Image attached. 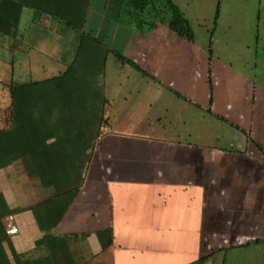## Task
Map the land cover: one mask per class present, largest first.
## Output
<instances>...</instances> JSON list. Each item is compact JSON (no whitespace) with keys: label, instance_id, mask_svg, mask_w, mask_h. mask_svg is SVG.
I'll list each match as a JSON object with an SVG mask.
<instances>
[{"label":"crops","instance_id":"0c3cea01","mask_svg":"<svg viewBox=\"0 0 264 264\" xmlns=\"http://www.w3.org/2000/svg\"><path fill=\"white\" fill-rule=\"evenodd\" d=\"M174 2L0 0V264H264V53Z\"/></svg>","mask_w":264,"mask_h":264},{"label":"rangeland","instance_id":"374dc122","mask_svg":"<svg viewBox=\"0 0 264 264\" xmlns=\"http://www.w3.org/2000/svg\"><path fill=\"white\" fill-rule=\"evenodd\" d=\"M176 1L191 17L198 37L215 34L216 48L227 45L223 54L227 52V60L239 68L264 53V0H206L207 5L202 3L204 0ZM197 8L203 17L201 27L197 23Z\"/></svg>","mask_w":264,"mask_h":264},{"label":"trees","instance_id":"16d2710c","mask_svg":"<svg viewBox=\"0 0 264 264\" xmlns=\"http://www.w3.org/2000/svg\"><path fill=\"white\" fill-rule=\"evenodd\" d=\"M137 7L169 25L179 35L193 40L194 32L190 21L173 0H134ZM264 241V238L252 240L251 243Z\"/></svg>","mask_w":264,"mask_h":264},{"label":"built area","instance_id":"2783aa9c","mask_svg":"<svg viewBox=\"0 0 264 264\" xmlns=\"http://www.w3.org/2000/svg\"><path fill=\"white\" fill-rule=\"evenodd\" d=\"M7 222H8V225L6 227V233L9 234V235L17 234L19 229L16 226V224L14 223V216L13 215H9L7 217Z\"/></svg>","mask_w":264,"mask_h":264}]
</instances>
